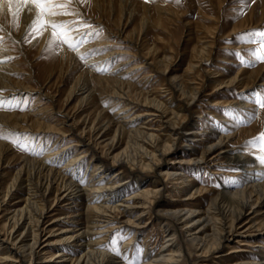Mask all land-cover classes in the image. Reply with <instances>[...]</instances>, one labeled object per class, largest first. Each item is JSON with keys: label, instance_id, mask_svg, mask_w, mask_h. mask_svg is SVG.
<instances>
[{"label": "bare ground", "instance_id": "bare-ground-1", "mask_svg": "<svg viewBox=\"0 0 264 264\" xmlns=\"http://www.w3.org/2000/svg\"><path fill=\"white\" fill-rule=\"evenodd\" d=\"M135 1L92 0V8L97 13L93 11L91 15L73 3L79 16L51 17L58 23L82 20L97 24L94 28L105 29L100 40L94 41V36L88 35L75 51L59 48L57 60L50 64L45 75L48 79L56 72L61 73L59 77L77 73L62 107L54 95L44 91L42 84L35 89L13 79L11 72L16 71L5 64L9 54L0 46V96L11 102L26 93H36L34 103L39 104L37 111H0L1 130L27 140L40 139L46 151L44 156L37 152L16 154L8 142H0V215L4 212L0 216V264H127L111 257L103 249L104 244L115 233L125 230L128 234L147 224L161 228L164 246L155 254L144 247L146 256L142 255L137 264H195V260L196 264H206L209 256L219 262L226 257L229 242L235 237L241 238L246 230L256 229L264 238V165L253 156L231 148L229 140L236 133L225 136L226 127L219 121H230L227 117L232 119L243 112L236 108L253 107L250 95L244 91L247 86L242 88V85L239 92L245 100L235 107L225 105L220 113L217 110L212 113L215 127L208 128L211 136L200 132L198 122H194L197 115H202L197 105L208 89L212 90L208 96L221 95L228 87L240 85L244 80L255 85L264 75V65L248 73L240 70L231 80L222 78L221 71L211 69L218 42V23L212 30L195 27L198 31L193 35L194 45L183 76L168 78L169 62L176 50L171 47L160 54L157 46L144 45L143 35L151 26L162 25L164 18L172 22L177 12L171 6H157L155 10L147 6L151 8L150 17H142L140 24L127 32L126 26L133 24L139 13ZM218 3L221 10L224 0ZM10 7L11 11L4 4L0 11L1 18L9 22H0L3 24L0 38H11L22 48L38 9L15 0ZM29 8L32 10L28 11ZM13 12H17L15 17ZM261 21H264V10ZM253 23L251 13L224 38L234 39L254 28ZM193 28L188 37L192 36ZM84 32L87 33L85 28L75 32L73 41L79 40ZM112 37L124 40L120 49L110 47L115 44ZM209 37L214 40L208 41ZM52 41L55 40L51 27L47 26L33 44L40 49ZM249 47L252 46L243 49ZM83 55L89 58L81 67L79 58ZM121 56L128 57L116 62L114 70L108 72L102 68ZM132 62L135 64L130 65ZM135 77L144 83L136 87L132 81ZM157 83L155 88L148 89L147 86ZM73 97L80 98L74 110L81 113L72 116L65 105ZM112 108L116 112L111 115ZM141 119H145L142 124ZM156 123L159 127L154 132L152 126ZM66 140L70 142L58 147ZM180 147L189 149L180 150ZM199 148L202 150L198 151ZM12 161L18 163L15 172L8 169ZM61 161L64 163L59 166ZM219 163L243 171L242 179L222 186L205 210L191 206V202L162 199L168 184L176 187L173 194L181 190L187 197L185 200L196 199L207 189L198 187L186 174L203 164L214 168ZM148 172L153 173V179L145 176ZM131 189L134 193L125 198L123 194ZM50 213L55 220L45 225ZM146 215L150 221L144 225ZM246 215L249 216L246 224L240 225ZM47 230L48 237L42 239ZM133 234L124 239L122 252L133 253L138 233ZM44 256L45 260L39 263ZM253 264H264V256Z\"/></svg>", "mask_w": 264, "mask_h": 264}, {"label": "rangeland", "instance_id": "rangeland-1", "mask_svg": "<svg viewBox=\"0 0 264 264\" xmlns=\"http://www.w3.org/2000/svg\"><path fill=\"white\" fill-rule=\"evenodd\" d=\"M135 2L137 3L136 12L139 11V13H136V21L133 22V24H129L126 26L127 32L132 31L134 29V26L136 27V25L140 24L142 17H150L149 15H151V8L149 9L147 6H150L152 8L157 6H171V8L173 7L177 12L176 17H172V22L164 18L161 22L162 25H156V27L151 26L149 28V31L145 35H143L144 45L146 44L147 47L154 45L157 46V48L160 49V54L163 53V49L169 50L172 47L176 50L174 58L169 62L171 67L170 72L167 74L168 78H173V76H183L191 56V50L194 45L193 38L196 32L198 31L195 27L198 26L202 27L205 30H212L218 23L220 27L218 30V42L214 48L213 59L211 64L212 66L210 67L211 69L221 71L223 75L222 78H225V80H231L240 70H242L243 73H248L251 71H256L258 70L259 66L264 65V61L257 59L258 56H264V49L260 47V42L264 38H261L259 36L252 37L244 35L252 32L264 31V21H261L262 13L264 10V0H224V4L222 5L221 10L219 6L220 3H218V0H136ZM78 4L84 9V12L87 15H91V13H93L94 9L92 8V0H80ZM73 5L74 4L72 3L69 6V11L77 13L76 11L78 10L74 8L75 6ZM56 11L60 12L63 10L58 8L56 9ZM95 12L97 13V11H94V14H96ZM251 13L252 23L254 22V28H251V30H247L248 32H242L243 34L240 33L236 35L234 37L235 40L232 38H224L225 34L228 31L233 30L235 27L241 25L242 22L244 23L246 18H248ZM61 16L65 15H57L54 16V18H59ZM4 20L5 19L1 18L0 14V22L4 24L9 23L8 21ZM13 24L16 28L17 22ZM90 25L92 26L90 28H80H85L87 33H92L91 35L94 36V41L100 40L103 37L105 29L94 28V26H97V24L94 23H90ZM191 27H194L193 31H191L192 36L188 37ZM43 30L44 28H40L39 24L33 26L32 29L26 34L22 48H19L17 43L11 38H0V46L7 49L9 54V56L6 58L7 61L5 60V64H7L8 66L11 65L10 68L15 69L14 71H16L14 73L11 72V76L13 79H15L16 81H22L23 83H27V85H30L32 88L35 89L37 88V86L39 87L40 84H42L44 91L46 93L54 95L57 98L58 106L62 107L63 101L65 100L68 90L74 84L72 82H74V80L76 79L77 73H69V76L63 75L62 77H59L61 73L56 72L52 78L53 80L48 79V77H46L45 75H48L47 71L50 64L55 63V60H57L58 53L60 50L59 48L67 47V49L73 50L68 46V44L74 43L73 37L75 35V32L71 33L68 36H64L59 35V33L61 32L60 29L51 28L52 33L53 31H56L58 33L57 36L52 35L55 41H52L51 44L44 45L39 49L38 46H35L33 44V40L35 38H38L40 33L43 32ZM96 33H98V35ZM200 34H203V32ZM2 35L3 30H0V37ZM241 36H243L244 38L240 39ZM110 39H112V42L115 43L110 45V47L116 49L121 48L119 45L123 43V39H118L116 37H112ZM65 40H67L68 42L65 43ZM207 40L212 41L214 39L209 37ZM177 45L179 46L177 47ZM247 45H250L252 47L243 49V47H246ZM80 46L81 44H78L76 50L79 49ZM107 48L109 49V47ZM169 54L171 55L172 53ZM83 57L84 59H81V57L79 58L81 67L85 65L86 61H88L89 58L88 55H83ZM121 57L113 63H107L106 66H103L102 68H106L108 72L114 70L115 63L118 62L120 59L126 58L128 56ZM132 64H135V62H132L130 65ZM95 67H98V65H95ZM243 77H245V75H243ZM259 79L255 85L252 84L250 80H244L245 82H241L240 85H237V83H235L234 85L228 87V89L225 91V94L221 95L214 94L215 96H208L206 94L212 92V90L208 89L204 97L198 102L197 105L198 109L202 112V115H197L194 118V122H198V130L200 132L202 131L205 133V135L210 134L209 136H211V132L208 130V128H211L212 126L215 127L211 121L212 113L217 111L218 113H220V110L225 107V105H228L230 107L236 105V103L245 100V98H242L240 96L241 93L239 92L242 90V88H244V85H246L247 87L244 89V91H247L246 93L250 95L249 99L253 107L244 109L236 108V110H243V112H238L236 114L237 116L232 117V119L231 117H227L230 121H219L222 122V124L226 127V130H224L223 133L225 136L233 134L234 132L236 133V136L230 138L229 140V145L231 146V148L235 147L234 149H237L239 153L248 154L250 156H253V158H255L256 160L261 161L260 156L264 155V152H262L259 147L250 145L248 143L249 141H252L255 137H257L258 134L264 132V108H261L257 103V94L260 95V98H264V86L262 85V83L264 82V75H261ZM139 80L140 77H135L132 79V81L136 83V87H139L144 83ZM151 85L152 84L147 86L149 90L155 88L158 83L153 86ZM36 95V93H33L31 95L29 93H26L21 96L20 99H25L27 101V106L23 111L29 109H32L34 111L36 109L37 111L38 108L36 107L39 104L34 103V98ZM6 99L7 98H5V100ZM79 99V97H73L70 100V103L65 105V108H67V110L72 113V116L81 113V111H79L78 109L74 110V107L79 102ZM213 100L216 101L214 104H212ZM106 107H108V105H106ZM10 110H16V112L20 111V107L16 106V100L11 101L10 104H6L4 108H0V111L4 112H10ZM115 112L116 110L112 108L110 114L112 115ZM144 121L145 119H141L139 123L142 124L144 123ZM158 127L159 123L154 124V126H152V131L155 132ZM241 129L242 131H240ZM220 131L221 130H219V132ZM217 136L218 135H216V137L214 136L213 138L217 139ZM0 142H8L7 144L11 145L14 148L16 154L22 153L23 155H32L31 153L33 152L39 153V156H44L46 154V151L43 148L44 141L40 139L27 140V138L25 137H17L16 135L9 134L8 132H3L1 130V127ZM53 142L54 141L52 140L51 143ZM69 142L70 140H66L65 142L59 144L58 147L62 144H68ZM184 148L185 147H180V150L187 151V149H189ZM199 150L201 151L202 148H199L198 151ZM14 153L15 152H12V155H14ZM64 161H61L59 163V166L63 165ZM164 162H166V164H169L170 161ZM261 163L264 165V162L261 161ZM10 164L11 165L8 167V169L15 172L18 168V163L16 161H12ZM208 168H210L213 172H210ZM242 174L243 171H238L232 166H226V164L224 163H219L218 167L216 166L214 168L208 167L207 164H203L201 165V167H198L194 172H189L186 174L189 178H192L194 181H196L195 184L198 187H200L201 189H207L206 191L197 195V200H185L187 199V197L182 194L183 192L181 193V190L180 193L178 192L176 195L173 194L174 189L176 188L175 186H173V184H168V189L164 192L162 199L164 201L166 200L167 202H176L184 204L191 202V206L194 205L195 207L200 208V210H205L207 206L211 203V200L215 197V192L220 190L222 186L227 185L229 181H232L234 179H236L237 181L241 180ZM129 175L130 174L128 172L126 176L128 177ZM145 176L148 179H153L154 177L152 172L145 173ZM5 181L6 180H4V182ZM133 193L134 189H131L123 195L125 198H127ZM74 210H77V208H75ZM248 213L249 210L246 212V214ZM3 214L4 212L1 213L0 216H2ZM50 215L51 213L46 216L45 225H50V223L55 220V218H52ZM248 217L249 216L246 215L240 225L246 224ZM143 219L144 225H146L150 221V216L146 215ZM53 225L55 226L56 224ZM246 227L244 229H246ZM244 229H242V231ZM135 231H137L138 235H136L134 239L136 248L133 250V253L130 254V252H128L127 250H124V252H122L124 249V239L133 237V232ZM246 231L245 233H243L241 238L235 237L229 242L230 246L226 248V257H223L219 262H214L215 260L213 259V256H209L206 259V264H253V262H257L258 260H260L261 257L264 256V238L262 239L257 234L258 232H255L256 229H249ZM48 234L49 232L47 230L43 234L44 236L42 237V239L48 237ZM163 236V231L158 225L149 224L148 226L147 224L145 228L141 230L133 229V231L128 234H126L125 230H122L121 233H115L106 241L103 249L109 252L111 257H113L116 261H125L127 264H137L140 258L143 257L142 255L146 256V254H144V247L148 248L154 254L160 251V249L164 246ZM236 241L240 243H237ZM260 244L263 246H258ZM130 246L133 247L134 245L131 244ZM127 249H129V246L127 247ZM116 257H118L119 259ZM44 260L45 256L40 259L39 263H41V261L43 262Z\"/></svg>", "mask_w": 264, "mask_h": 264}, {"label": "snow or ice", "instance_id": "snow-or-ice-1", "mask_svg": "<svg viewBox=\"0 0 264 264\" xmlns=\"http://www.w3.org/2000/svg\"><path fill=\"white\" fill-rule=\"evenodd\" d=\"M14 0H0V11H2L3 5L7 4L9 6V10L11 11V5L13 4ZM15 2L20 3L22 5H32L35 9H38V12L36 13L35 19L32 20L30 27L35 26L37 24L40 25V28H45L47 26H50L52 29H60L61 32L59 35L68 36L73 32H79L80 27L90 28L92 27L90 24H88L86 21L82 20H73V21H66L63 23H57L54 20L51 19V17L57 16V15H77L78 13H74L69 11V6L72 3H79L80 0H15ZM62 9L63 11H56V9ZM32 9L29 8L28 11H31ZM17 15V12H13V17ZM45 17H48V19H44ZM0 30H3V24H0ZM42 34V32L40 33ZM92 33H82L81 38L79 40H76L74 43H69L68 46L72 48L74 51L77 48L78 44H82L85 42L88 35H91ZM98 35V33H96ZM53 36H57L58 33L56 31H53ZM245 36H259L261 38H264V31H257L252 32L248 34H244ZM35 38V37H33ZM244 37L241 36L240 39H243ZM65 43L68 41L65 40ZM260 47L264 49V39L260 42ZM81 59H84L83 56H81ZM257 59L264 61V56H258ZM258 95L257 103L261 108H264V98H260V95ZM16 100V106L20 107V110H24L27 106V101L25 99H18L13 98ZM10 101L5 100L2 96H0V108H4L6 104H10ZM250 145L259 147L262 152H264V132L258 134L257 137H255L252 141L248 142ZM260 159L262 162H264V155L260 156Z\"/></svg>", "mask_w": 264, "mask_h": 264}]
</instances>
